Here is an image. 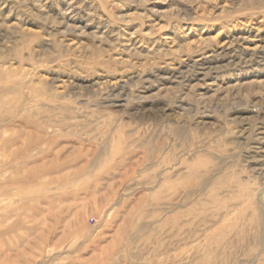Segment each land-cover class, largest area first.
Segmentation results:
<instances>
[{"label":"rangeland","instance_id":"rangeland-1","mask_svg":"<svg viewBox=\"0 0 264 264\" xmlns=\"http://www.w3.org/2000/svg\"><path fill=\"white\" fill-rule=\"evenodd\" d=\"M0 264H264V0H0Z\"/></svg>","mask_w":264,"mask_h":264}]
</instances>
